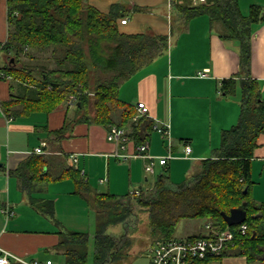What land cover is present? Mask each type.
Instances as JSON below:
<instances>
[{"label": "trees", "instance_id": "16d2710c", "mask_svg": "<svg viewBox=\"0 0 264 264\" xmlns=\"http://www.w3.org/2000/svg\"><path fill=\"white\" fill-rule=\"evenodd\" d=\"M171 2L173 35L184 31L194 17L208 15L222 38L240 41V64L249 67L253 25L264 20L260 4H251L249 13L244 14L239 0ZM7 6L8 36L2 49L14 60L4 67L3 73L12 76L21 90L3 103L5 108L9 110L17 101L23 104L19 112H49L73 95L78 121L123 127L130 124V139L143 143L153 129V121L147 115L133 120L138 109L120 97V86L167 53L169 36L151 31H121L118 19L124 18L125 13L120 4H113L107 12L85 0H7ZM46 51H51L55 67L22 61L23 57ZM238 85V121L222 130L221 143L214 154L201 159L196 172L180 184H173L169 174L162 172L151 189L137 195H116L93 190L79 168L69 169L76 181V191L86 198L95 214L96 229L92 242L87 230L61 232L58 248L64 255L63 264H122L125 249L135 244L130 233L137 229L134 223L140 211H148L151 244L173 238L183 218L204 217L225 228L228 224L222 211L229 212L241 205L247 210V232L224 254H244L250 263L264 259V202H257L252 192V160L258 138L264 132V97L260 82L250 75L239 80L233 76L224 78L221 91L234 94ZM71 124L72 121L67 122L49 132L65 136ZM39 158L35 167L24 162L12 170L22 189L29 190L34 178H46L47 173H41L46 160ZM32 203L54 216L53 200L32 197ZM117 224H122L124 231L109 233L108 228ZM221 256H210L204 263Z\"/></svg>", "mask_w": 264, "mask_h": 264}, {"label": "crops", "instance_id": "0c3cea01", "mask_svg": "<svg viewBox=\"0 0 264 264\" xmlns=\"http://www.w3.org/2000/svg\"><path fill=\"white\" fill-rule=\"evenodd\" d=\"M85 1L104 12L113 4H120L127 18L126 23L118 19L123 32L151 31L169 36L167 53L122 84L124 101L137 109L138 102L144 101L149 108L147 117L153 121V129L144 141H148L147 152L156 157V163L154 171H147L148 158L134 154L139 143L129 139L123 148L108 140L109 126L78 121L76 105L68 100L49 112H19L23 104L17 101L9 110L5 108L3 103L21 89L15 86L12 76L3 73L12 60L2 49L8 36V6L7 0H0V247L29 261H56L53 254H57L64 262L58 248L61 232L86 231L88 219L93 220L92 209L76 191V181L69 169L79 168L93 190L116 195L151 189L158 171L168 173L173 184H180L196 172L201 159L214 154L220 146L222 130L239 119L241 89L238 85L234 94L226 95L221 91L223 79L233 76L239 80L250 75L260 82L262 94L264 91V20L253 25L250 65L244 67L240 64V41L222 38L208 15L194 17L184 31L173 35L171 0ZM253 3L260 4L264 10V0H239L244 14L249 13ZM204 69H208L207 75L201 76ZM71 121L65 136L50 134L49 131ZM162 122L170 124L173 142V157L165 164H160L158 159L168 155L169 147L154 128ZM124 128L129 132L130 124ZM186 143L191 147L189 154L185 153ZM260 146L264 153V132L256 149ZM36 147H42L43 151L36 152ZM71 154L77 155V164ZM39 157L46 160L41 171L47 173L46 178H34L29 190L22 189L19 177L12 170L24 162L35 167ZM32 197L53 200L54 216L37 208ZM62 206H73L77 211L66 212L61 210ZM6 207L12 214L4 212ZM208 264H264V259L250 263L244 254L227 253Z\"/></svg>", "mask_w": 264, "mask_h": 264}, {"label": "built area", "instance_id": "2783aa9c", "mask_svg": "<svg viewBox=\"0 0 264 264\" xmlns=\"http://www.w3.org/2000/svg\"><path fill=\"white\" fill-rule=\"evenodd\" d=\"M204 0H194L195 3ZM127 18H122L121 23H126ZM208 69H204L200 72L201 76L207 75ZM76 101L72 95L69 99V103L74 104ZM138 113L133 117V120H137L140 116L148 114L149 108L144 101H139ZM154 128L161 133L166 140V145L169 147V153L166 156L159 157L158 162L165 164L168 158L173 157L172 155V136L170 130V124L168 122L157 123ZM107 139L114 141L118 145L124 148L126 142L129 141L130 137L127 130L123 126L112 124L109 126L107 133ZM185 153L191 152V147L186 143ZM148 141H144L138 146V151L135 155H140L148 158L146 164L147 171H154L156 157L149 154ZM36 152H42V147H36ZM74 164H77L78 157L76 154L70 155ZM125 156V155H122ZM102 181L104 179H101ZM141 190L134 189L131 191L132 194H140ZM4 212L7 215L12 214V210L9 207L4 208ZM236 225V224H235ZM248 224L244 222L238 224L236 228H232V225H228L225 228H220L214 225L210 220H206L204 224V230L199 232L198 235L192 236L189 234L181 238H169V239H158L154 243L148 245L150 254L149 264H205L204 261L210 256L223 255L224 251L230 248L239 239V237L246 234ZM57 264L53 259H47L45 261L39 260H25L22 257L12 253L0 247V264Z\"/></svg>", "mask_w": 264, "mask_h": 264}, {"label": "rangeland", "instance_id": "374dc122", "mask_svg": "<svg viewBox=\"0 0 264 264\" xmlns=\"http://www.w3.org/2000/svg\"><path fill=\"white\" fill-rule=\"evenodd\" d=\"M34 57H23L22 61H25L30 64H47L50 67H55L56 62L55 59L51 55V51L46 52H35L33 53ZM34 64V66H35ZM36 70V69H35ZM36 74V72H35ZM120 97L122 98V85L120 86ZM264 97V91H263ZM75 107V103L73 104ZM257 156H264L263 148L260 146L256 149ZM256 158L253 160L252 163V172H253V179L255 181L254 188H253V196L254 199L261 203L264 202V159ZM161 172H157L156 176L158 177ZM156 177V178H157ZM183 177L184 178H187ZM61 210L66 212H75L77 209L75 207H66L62 206ZM93 213V220H89V223L85 224V229L88 230L89 234L91 235V242L93 240V235L95 233V214ZM138 219L136 224L134 223V227L136 226V230L132 231L130 234L135 238L134 246L130 248H126V258L122 261V264H149L150 263V254L148 250V245L150 242V237L148 236V211H140L138 214ZM206 222V218L204 217H196V218H183L177 226V229L174 233L175 238L185 237L192 233H198L199 231L204 230V224ZM124 231V226L122 224L113 225L108 228V232L112 234H121ZM92 248V243H91ZM92 250H90L91 253ZM54 258L56 259L57 264H63V257L57 254H53Z\"/></svg>", "mask_w": 264, "mask_h": 264}, {"label": "water", "instance_id": "95a60500", "mask_svg": "<svg viewBox=\"0 0 264 264\" xmlns=\"http://www.w3.org/2000/svg\"><path fill=\"white\" fill-rule=\"evenodd\" d=\"M222 216L228 225L240 224L246 220L247 210L244 205H241L231 208L229 212L222 211Z\"/></svg>", "mask_w": 264, "mask_h": 264}]
</instances>
